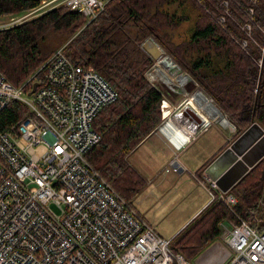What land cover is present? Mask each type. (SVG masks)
<instances>
[{
  "label": "trees",
  "instance_id": "trees-1",
  "mask_svg": "<svg viewBox=\"0 0 264 264\" xmlns=\"http://www.w3.org/2000/svg\"><path fill=\"white\" fill-rule=\"evenodd\" d=\"M219 1L108 0L88 23L76 10L54 7L0 28V70L15 85L31 74L41 79V66L53 52H43L39 39L49 30L67 34L66 54L103 75L117 93L93 119L100 138L86 159L132 204L146 180L128 163L127 155L162 118L163 94L146 76L153 55H146L139 47L145 37H152L156 43L147 40L151 48L159 53L167 51L217 103L233 125L232 138L253 121L264 128V0H229L228 9ZM175 2L189 3L193 14L170 10ZM40 3L0 0V18L23 15ZM220 16H224L221 23ZM189 19L193 20L190 36L173 41L171 31ZM246 22L251 26L250 34L242 28ZM128 26L135 28L133 36L125 34ZM241 39L247 44L242 46ZM27 113L23 102L11 100L0 111V129L17 124ZM228 193L236 198L231 208L220 199L211 200L198 217L169 238L173 251L194 260L218 237V222L223 219L242 218L264 229V156Z\"/></svg>",
  "mask_w": 264,
  "mask_h": 264
},
{
  "label": "built area",
  "instance_id": "built-area-1",
  "mask_svg": "<svg viewBox=\"0 0 264 264\" xmlns=\"http://www.w3.org/2000/svg\"><path fill=\"white\" fill-rule=\"evenodd\" d=\"M71 1L89 22L108 0ZM147 40L156 43L145 37L139 43L145 53ZM41 67V79L32 74L20 85L0 70V111L13 99L28 109L17 124L0 129V264H199L173 251L170 239L86 159L100 138L93 119L117 97L104 76L70 58L64 45ZM208 126L195 128L186 143ZM211 187L217 192L208 190L210 200L231 208L235 196ZM218 227L226 246L222 253L208 248L201 264H264V229L242 218Z\"/></svg>",
  "mask_w": 264,
  "mask_h": 264
},
{
  "label": "rangeland",
  "instance_id": "rangeland-1",
  "mask_svg": "<svg viewBox=\"0 0 264 264\" xmlns=\"http://www.w3.org/2000/svg\"><path fill=\"white\" fill-rule=\"evenodd\" d=\"M72 3L73 1L71 0H43L42 3L43 7H41L40 10L37 12L35 11L30 13H24L23 15L13 16V17L10 16L1 17L0 28H5L10 25L17 24L26 19H31L39 15L40 13H44L54 7L64 6L71 10H76L81 13L82 10L80 9L79 6H75L78 9L70 8V5ZM219 4H221L220 6H222V8L225 9H228V5H230L229 0H220ZM169 9L170 10L175 9V11L180 13L189 10L188 11L189 14L190 15L193 14L192 8L187 2H183V3L175 2L171 7H169ZM86 23H88L87 19H86ZM192 26H193L192 19L183 21L178 27H176L174 30L171 31V39L175 42H179L183 39L188 38L190 36V32L192 31L191 30L193 28ZM242 28L247 33L250 34L251 26L249 23L247 22L244 23L242 25ZM135 31L136 30L133 26L125 27V34L128 36H133ZM67 40L68 39L66 33L49 30V31H45L44 35L39 39V45L43 52H53L57 48L65 45ZM244 42L247 44L246 39L240 40L242 46H244L243 45ZM146 46L148 47V52L146 53V55L148 56H150L151 54L153 55L152 58L153 64L152 66L149 67L150 69L153 67L154 64L160 63L159 61L163 57H167L170 60V58L168 57L170 55L168 54L167 51H163L161 53L154 51L151 48L149 41H146ZM152 55L150 57H152ZM177 66H179L178 67L179 69L180 68L183 69L179 64ZM148 69L146 70V72H148ZM181 69L180 71L182 72ZM183 70L184 72H187L185 69ZM188 75L190 76L189 73ZM182 77H185L184 73ZM149 81L153 83L152 80ZM189 81L190 82L187 83L189 84L188 86L191 88L194 87L196 88L195 90H193L194 92L205 93V90H203V88L199 84H197L191 76ZM158 82L159 81H154L153 84ZM159 85L160 84L158 83L157 87ZM166 86L172 88V85H168L167 83ZM211 101L213 102V104L216 105L218 110L221 113H223L224 122L223 123L211 122L207 124V125L212 124L213 126L208 131L205 132H203L205 129H202L201 132L203 133L199 135L197 140L193 141L192 143H189L183 149V151L181 150V148L172 151V148L175 147L169 143L170 139L166 137L165 134L162 133L157 128L162 121L161 118V120L158 122L155 129L153 130V133L155 134H152L144 141L142 140L127 155L128 163L140 174V176L150 181V183L144 184V186L136 194V196L133 198L132 205L142 214L143 217H145L148 221H150V223L154 225L155 230L165 238H171L183 226H185V224L191 219L188 218L187 220V217L196 209V207H198V203L202 201L204 198H206V192L204 191L203 187L193 179L192 176L193 174L191 173L195 170V164L198 159L196 157H198L200 154L203 153L204 146L211 145V143L214 142L215 139L217 138L215 134L216 131L214 130L215 128L214 126L215 125L220 127L222 126L223 131L227 132L228 135H232L234 133L233 132L234 130L232 129L233 125L232 123H230V120L227 118L226 114L223 112L221 108H219V106L213 99ZM181 112L182 111L180 110H176L175 112H173V115H176L178 117ZM232 140L233 138L231 136V138H229V143ZM32 146L33 148L36 147V145H32ZM173 157L176 160L179 159L178 161H180L184 165L183 166L180 162L178 163V161L175 162V159H173V162L175 164H179L180 168L183 169L182 172H177L173 169V165L170 162V160ZM190 158H196V159L193 161V163H190L189 162ZM209 198L211 197L209 196ZM198 216L196 215V217ZM216 242L219 245L226 246V243L223 241V239L220 236L214 239L211 242V244H215ZM211 244H209L207 247L202 249L197 256L203 255L207 251L206 249Z\"/></svg>",
  "mask_w": 264,
  "mask_h": 264
},
{
  "label": "bare ground",
  "instance_id": "bare-ground-1",
  "mask_svg": "<svg viewBox=\"0 0 264 264\" xmlns=\"http://www.w3.org/2000/svg\"><path fill=\"white\" fill-rule=\"evenodd\" d=\"M170 59L175 64L167 57H163L160 63L154 64L146 74L153 83L159 81L158 87L163 94L162 121L157 128L180 149L194 133L195 127L205 126L211 122L223 123L224 115L204 92H194L196 88L188 86L190 76L180 68L185 76L182 77L183 73L177 62L172 57ZM166 83L172 85V88L167 87ZM176 110L182 111L178 117L173 115Z\"/></svg>",
  "mask_w": 264,
  "mask_h": 264
},
{
  "label": "water",
  "instance_id": "water-1",
  "mask_svg": "<svg viewBox=\"0 0 264 264\" xmlns=\"http://www.w3.org/2000/svg\"><path fill=\"white\" fill-rule=\"evenodd\" d=\"M36 86L37 82H34L32 90ZM263 156L264 128L253 121L209 162L204 172L221 191L226 192Z\"/></svg>",
  "mask_w": 264,
  "mask_h": 264
},
{
  "label": "crops",
  "instance_id": "crops-1",
  "mask_svg": "<svg viewBox=\"0 0 264 264\" xmlns=\"http://www.w3.org/2000/svg\"><path fill=\"white\" fill-rule=\"evenodd\" d=\"M213 125L212 124H210L203 132H205V131H208L211 127H212ZM215 128H214V130L216 131V139H215V141L214 142H212L211 143V145H209V146H204V148H203V153L202 154H200L198 157H196V158H198L197 159V162H196V164H195V170L191 173V174H193L192 176H193V179L195 180V181H197L202 187H203V189H204V191L206 192V198H204L202 201H200L199 203H198V207H196V209L187 217V220H188V218L190 219H193L194 217H196V215H198L200 212H201V210H203L204 209V207H206L207 206V204L209 203V202H211V200H210V198H209V194H208V190H212L213 192H217L216 191V189H214L213 187H211V184H212V180H210L209 179V177L207 176V174L204 172V169H205V167L209 164V162L215 157V156H217L228 144H229V138L231 137V135H228V133L227 132H225V131H223V128H222V126L220 127V126H217V125H215L214 126ZM157 129V128H156ZM156 131V130H155ZM154 131V132H155ZM159 131V130H158ZM203 132H201V133H199L194 139H192L191 141H189L188 143H186L183 147H181V150L183 151V149L189 144V143H192L193 141H196L197 140V138L199 137V135H201ZM152 134H155V133H150L146 138H148V137H150ZM145 138V139H146ZM145 139H143V141L145 140ZM168 140V139H167ZM169 141V140H168ZM169 143L170 144H172L170 141H169ZM173 145V144H172ZM174 146V145H173ZM172 147V146H171ZM175 147V146H174ZM175 149H177L178 150V148H172V151L173 150H175ZM178 156V155H177ZM174 157H175V155H174ZM172 158L171 160H170V162L172 163L173 162V159H175V158ZM196 158H190L189 159V162L190 163H193V161L196 159ZM177 159H178V157H177ZM179 160V159H178ZM178 160H176L175 159V161H178ZM180 161H178V163H179ZM181 163V162H180ZM182 164V163H181ZM183 165V164H182ZM184 166V165H183ZM182 168L181 169H178V170H176L177 172H182ZM186 170V169H185ZM146 180V183H150V181L148 180V179H145ZM132 205V204H131ZM133 206V205H132ZM133 208L136 210V212L137 213H139L141 216H142V214L133 206ZM143 217V216H142ZM145 220H147L145 217H143ZM190 219V220H191ZM186 220V221H187ZM189 220V221H190ZM148 221V220H147ZM185 221V222H186ZM188 221V222H189ZM148 222H150V221H148ZM187 222V223H188ZM186 223V224H187ZM185 224V225H186ZM211 244V243H210ZM222 245H218V243L216 242L215 244H211L208 248H210V249H212V251H218L219 253L221 252L222 253ZM207 248V249H208ZM206 249V250H207ZM205 250V251H206ZM204 251V252H205ZM200 257H201V255L200 256H197L194 260L195 261H197V263H199V264H201V259H200ZM200 259V260H199Z\"/></svg>",
  "mask_w": 264,
  "mask_h": 264
}]
</instances>
